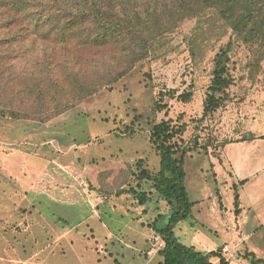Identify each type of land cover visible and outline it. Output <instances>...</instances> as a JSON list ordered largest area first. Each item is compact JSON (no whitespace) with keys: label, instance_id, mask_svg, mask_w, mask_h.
Here are the masks:
<instances>
[{"label":"rangeland","instance_id":"rangeland-1","mask_svg":"<svg viewBox=\"0 0 264 264\" xmlns=\"http://www.w3.org/2000/svg\"><path fill=\"white\" fill-rule=\"evenodd\" d=\"M152 30L162 37L148 57L116 81L107 55L97 59L99 73L83 60L78 70L91 71L74 78L16 80L0 91L1 110L14 114L0 115V264H160L163 244L152 228L166 225L170 207L143 172L159 173L151 132L161 123L172 128L173 145L188 148L190 200L229 204L225 146L264 138V44L246 43L205 6ZM18 47L21 57L5 60L4 70L34 66L22 56L28 48ZM224 51L229 86L214 93L218 106L205 114ZM192 222L174 231L182 243ZM227 228L216 235L195 226L220 240L205 253L229 264H250L252 253L264 260V226H246V239L238 220Z\"/></svg>","mask_w":264,"mask_h":264},{"label":"trees","instance_id":"trees-1","mask_svg":"<svg viewBox=\"0 0 264 264\" xmlns=\"http://www.w3.org/2000/svg\"><path fill=\"white\" fill-rule=\"evenodd\" d=\"M204 6L229 22L234 34L246 43L264 44V0H0V91L9 92L16 80L52 85V80L65 76L74 78L91 70L99 73L103 65L97 59L107 55L110 62H116L112 74L116 81L146 59L153 42L162 37V33L154 34L153 28L196 16ZM16 46L28 48L22 56L32 59L33 67L19 72L4 70L5 60L12 63L21 57L22 49L15 51ZM227 59L226 51L216 56L208 89L211 93L204 101L205 114L218 106L214 93L224 92L229 86L224 78ZM83 60L90 61L91 70H78ZM1 109V116L14 115ZM173 137L169 124L153 127L151 143L159 154V173L152 178L143 172L170 207L166 225L152 228L163 244L160 264H229L219 254L197 251L175 235L177 225L192 218L194 202L189 197L184 170L188 148L173 145ZM233 190L238 214L239 196L236 187ZM250 256V264H264L253 253ZM212 257H217L219 263H213Z\"/></svg>","mask_w":264,"mask_h":264},{"label":"crops","instance_id":"crops-1","mask_svg":"<svg viewBox=\"0 0 264 264\" xmlns=\"http://www.w3.org/2000/svg\"><path fill=\"white\" fill-rule=\"evenodd\" d=\"M222 157L223 165L231 174L227 177L228 187L232 188L229 193V204H224L221 208L217 203L211 206L194 203L192 209L194 222L184 231V244L202 253L208 249L213 251L220 240L211 242L204 232L195 231L197 225L201 226V229L207 227L206 230H212L219 235L222 232L226 233L229 230L227 226L235 225L238 220L245 239L251 233L245 231L246 226L252 224L253 230L258 226H264V138L255 136L250 141L229 143L225 146ZM233 187H236L239 196L238 214H235L233 205Z\"/></svg>","mask_w":264,"mask_h":264}]
</instances>
